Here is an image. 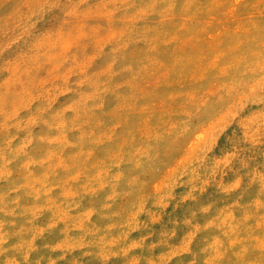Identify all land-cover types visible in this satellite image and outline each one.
I'll return each mask as SVG.
<instances>
[{
    "label": "rangeland",
    "instance_id": "374dc122",
    "mask_svg": "<svg viewBox=\"0 0 264 264\" xmlns=\"http://www.w3.org/2000/svg\"><path fill=\"white\" fill-rule=\"evenodd\" d=\"M0 264H264V0H0Z\"/></svg>",
    "mask_w": 264,
    "mask_h": 264
}]
</instances>
